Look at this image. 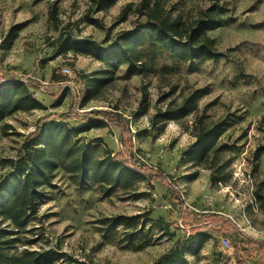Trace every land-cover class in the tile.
Wrapping results in <instances>:
<instances>
[{
	"label": "rangeland",
	"instance_id": "374dc122",
	"mask_svg": "<svg viewBox=\"0 0 264 264\" xmlns=\"http://www.w3.org/2000/svg\"><path fill=\"white\" fill-rule=\"evenodd\" d=\"M140 2L118 0L98 10L90 0H0V84L21 80L45 105L0 119V193L7 197L18 181L5 161L16 160L26 137L51 121L80 126L104 120L105 126L73 140L97 157L120 150L147 171L132 187L106 194L89 177L74 183L58 165L40 188L35 213L15 232L10 252L53 248L90 264H152L194 233L183 253L187 264H237L235 246L248 264H264V253L250 241L264 242V151L256 156L264 146V0H162L172 16L184 21L215 2L226 9L233 22L208 32L219 52L211 60L184 62L163 53L131 73L126 64L108 67L67 49V39L115 45L136 21H145L135 11ZM94 77L108 80L94 98L82 102L81 90ZM193 91L200 93L195 111L180 121L150 123L170 101L179 103ZM143 99L148 103L144 111ZM199 116L207 123H229L216 140L220 163L227 162L221 174L225 181L211 183L214 169L183 155L194 141ZM153 172H162L170 187ZM119 214L139 217L131 227L100 222ZM8 223L3 225L11 228ZM248 247L253 254L248 255Z\"/></svg>",
	"mask_w": 264,
	"mask_h": 264
},
{
	"label": "trees",
	"instance_id": "16d2710c",
	"mask_svg": "<svg viewBox=\"0 0 264 264\" xmlns=\"http://www.w3.org/2000/svg\"><path fill=\"white\" fill-rule=\"evenodd\" d=\"M90 1L98 10H105L118 0ZM128 8V5L123 8L120 20L125 18ZM225 10L215 2L199 10L193 20L184 21L172 16L164 7L162 0H141L135 11L144 16L145 21H136L134 28L121 34L115 45L103 46L87 39H67V49L75 54L89 55L108 67L126 64L131 73L138 72L145 59H156L163 53L184 62L211 60L218 57L219 52L214 38L208 32L233 22L231 17L224 15ZM54 14L52 10L51 18H54ZM107 80V77L91 79L81 90V101L94 98L98 88L106 84ZM199 97L200 93L193 91L179 103L170 101L164 110L151 116L150 123L157 125L167 120L180 121L196 110ZM143 102L144 111L148 103L145 99ZM44 106L41 100L32 95L23 81L11 80L6 84H0V119L13 111L42 109ZM203 117L199 116L195 119L194 141L188 145L183 155L187 161L204 163L205 168H213L214 173L210 175L211 183L225 181L221 174L227 162L220 163V147L216 146V140L229 123L225 121L207 123ZM105 124L102 119H89L80 126L59 121H51L47 127L39 124L26 137L22 154L16 160L5 161L11 164L13 174L18 176V181L7 197L0 193V264H54L64 257H66L65 264H90L53 248H24L19 253H11L10 250L16 242L15 232L23 228L29 217L35 213L41 199L40 188L49 184L50 176L58 165L63 166L74 183L82 184L89 177L96 181L106 194L116 188H130L134 183L145 178L146 169L125 158L122 151L97 157L72 138L73 135L93 127H103ZM127 142L130 146V139ZM262 151L264 146L256 150V156ZM151 174L162 184L170 187L167 177L162 172ZM212 216L214 215H208L210 221L215 223ZM137 217L139 215L119 214L103 217L100 222L109 228H114L118 224L131 227ZM6 221L11 228L3 225ZM156 224L163 226L162 219H157ZM229 225L234 227V224L229 223ZM194 237V233L191 234L185 245L161 256L152 264H170L174 261L187 264L183 253L194 241ZM250 241L257 244L258 250L264 253V242ZM239 252L235 246L234 256L237 264H248ZM246 252L248 255L253 254L252 247H248Z\"/></svg>",
	"mask_w": 264,
	"mask_h": 264
},
{
	"label": "built area",
	"instance_id": "2783aa9c",
	"mask_svg": "<svg viewBox=\"0 0 264 264\" xmlns=\"http://www.w3.org/2000/svg\"><path fill=\"white\" fill-rule=\"evenodd\" d=\"M63 73L64 74H68L69 73V69H63ZM222 244L224 245V247H228L229 246V241L227 240V238H222Z\"/></svg>",
	"mask_w": 264,
	"mask_h": 264
}]
</instances>
